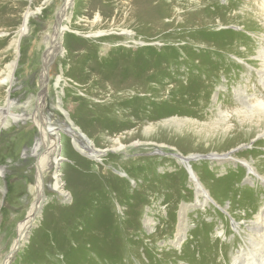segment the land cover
<instances>
[{
  "label": "rangeland",
  "instance_id": "374dc122",
  "mask_svg": "<svg viewBox=\"0 0 264 264\" xmlns=\"http://www.w3.org/2000/svg\"><path fill=\"white\" fill-rule=\"evenodd\" d=\"M138 1L0 0V264H264V0ZM119 45L165 75L106 81Z\"/></svg>",
  "mask_w": 264,
  "mask_h": 264
},
{
  "label": "bare ground",
  "instance_id": "6f19581e",
  "mask_svg": "<svg viewBox=\"0 0 264 264\" xmlns=\"http://www.w3.org/2000/svg\"><path fill=\"white\" fill-rule=\"evenodd\" d=\"M153 1L154 0H142V3L140 1H138V9H139V11L142 12V11L145 10L146 7H148V11L146 13H144L140 17V21H142L144 23H148L149 22L148 21V18H150L152 16V15L151 16H148L149 9H151V11L156 14L157 9L154 7ZM31 14H33V13L31 11H29V10L24 13L23 18H22V24H21V26L19 28L20 31L27 32V25H28L27 23L29 21V17H30ZM60 15H62V12L60 13ZM136 17H139V16L136 15ZM8 20H9V18H8ZM7 22H10V21H7ZM0 23H1V25L4 24L3 21H0ZM150 24H151V26H154V23L153 22H150ZM150 28H152V27H150ZM57 29L55 30V33L53 34L52 42H53V39L55 38V36L57 35V33L60 31V30H57ZM19 36H21V34L18 33L16 35V38H14V40H13V45H15L18 42ZM47 40H48V36L46 35L45 36V41H47ZM115 48H116V50L112 53V54L115 55V56H113L115 58L114 65L112 66V70H111V73H110L111 76L106 81H109V80L111 81V79H113V80L115 79L116 80V78H117L118 80H116L115 82L118 83V85L121 86L122 88H125V87H133L134 88L136 86L134 89L139 90V91H144V89H146L147 84L142 89H140L138 87V85L141 84V81L143 79L150 78V77H161V76L165 75V74H161V75L158 76V73H159L158 69L159 68L157 67L156 64H154L152 66V69H153L152 71H146L145 70L146 63L143 64L142 61H140V63H136L139 66H138V68L136 69L135 72H131V71L127 70L128 69V66L130 64H134L135 63L134 62V61H136L135 58L138 56L139 52L143 50V48H137L136 50H134L133 53H130V54H127V55L124 53V50H122L123 48L120 47V45L117 46V47L115 46ZM49 50H48V52H46V56L44 58V68H43L45 70V72L47 71V74L49 73L48 70L50 69V67H49V61L50 60L49 59L51 57V51H49ZM88 52H90L91 55L88 53V57L89 58L87 60V67H88L87 75L90 78H92V77L95 78L96 75H100V73H101V68H99L100 66L97 65V63L99 61L103 60V59H107L109 57V55L99 56L97 54V49L94 48V47L90 51H88ZM95 56H96V59L94 58ZM117 56H119L118 57V60H116V57ZM15 67H16V62H15V60H13V61L8 62L5 65V67H3L4 69L2 71H0V85H2L3 88L6 87L7 91H9V89H11V80H12L13 71H14ZM68 82L70 83L68 86L72 89V90L71 89H69V90H71L72 93L71 92H67V95L68 96H66L64 99L66 100L67 104L71 107V110H73V109L77 108V102L76 101L78 99L77 95H79V90H77V88H75L73 86V83H77L79 86H80V83L78 81H76V80H73V81L71 80V81H68ZM56 84L58 85V81L56 82ZM104 86H105V84H104ZM145 91H144V93H145ZM154 92L157 93V97H159V95H161L160 94V91L158 89H157V91H154ZM151 99H153V98H151ZM137 100L140 101L138 98H137ZM247 102H248V104L251 103L250 101H247ZM262 104H264V103H262V102L261 103H253L252 102L250 105H253V107L250 109V112H252L254 110V113H255V110L258 107L260 108ZM248 107L250 108V106H248ZM40 109H41V107H40ZM62 110H63V112H64V114L66 116V119L69 120L71 114H69V112L65 111L64 109H62ZM262 111L264 112V110H262ZM41 112H42V110H41ZM250 117L253 118V113H251V116ZM44 119L45 118H43L42 116L41 117H37L36 115H34V117L32 119V121L34 122V124L39 128V134H47V127H44V124H43ZM156 120H158L156 123H160L161 125H171L173 123H178L179 125H183V124H187V123H191V124L195 123L196 124V122L194 120H190L189 118H178L177 119L176 117H170V118H167V119H165V118L164 119H161L160 118V120H159V118H157ZM69 122H70V124H72L71 119L69 120ZM0 123H2V122H0ZM173 125H175V124H173ZM189 126H190V124H189ZM146 129L148 131V127ZM147 131H145V132L147 133ZM81 137H82V135H81ZM83 138H86V136L83 137ZM86 140H87V143H88V147L90 149H92V150L93 149L95 150V148H93V146H92L91 141H89L88 139H86ZM186 140L187 139H185V141ZM115 142H117L119 144V140H115ZM73 144L75 145V141H74ZM119 146H121V144H119ZM226 155H228V153L224 154V156H226ZM180 158L184 161V163H185V161H188L190 159V158L187 159L186 157H181V156H180ZM41 163H42V165L40 167H38V170H36V172H37V181H38L37 183L39 185V187H37V188L39 190L41 189V184H42L41 181L43 179V172H44V169L43 168H44V164H45L43 162H41ZM246 165H248V164H246ZM250 170H251L252 173L255 172L254 169L251 166H250ZM193 174L194 175H192V173H191L190 174V177H191V179L193 181L197 182L196 181V175H195L194 172H193ZM259 177H261V176H259ZM54 186H55L56 189L59 190V192H62L64 194H66L65 191L62 190V182L60 180H57V182L55 183ZM196 187L197 188L199 187L197 189V200H196V203L202 204L201 201H200V199L198 197L200 195H202L203 193H205V189L202 188L200 185H198ZM14 245H15V243L13 244V247H12V250L10 251V254H8V256H7V261H9L11 255L13 254ZM2 264H6V262H4Z\"/></svg>",
  "mask_w": 264,
  "mask_h": 264
}]
</instances>
